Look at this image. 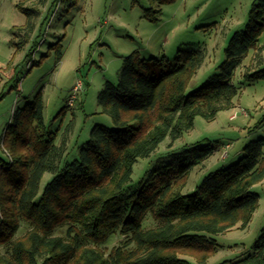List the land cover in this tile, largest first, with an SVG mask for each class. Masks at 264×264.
Masks as SVG:
<instances>
[{"label": "trees", "instance_id": "16d2710c", "mask_svg": "<svg viewBox=\"0 0 264 264\" xmlns=\"http://www.w3.org/2000/svg\"><path fill=\"white\" fill-rule=\"evenodd\" d=\"M17 7L27 17L28 44L39 12L23 3ZM263 31L264 0H257L245 32L230 39L219 73L189 94L208 57L205 45L179 49L173 62L129 55L118 83L108 81L98 95L114 128L96 125L72 162V129L57 144L59 132L47 130L40 95L16 110L3 139L6 159L0 158V264H205L218 250L215 236L238 225L246 229L259 206L252 189L264 181V139L247 144L238 162L206 174L191 192H184L190 174L218 151L211 145L171 152L140 186L131 181L138 160L167 138L172 145L197 117L211 122L235 107L241 92L235 72L251 50H259ZM31 55L26 59L32 63ZM244 77L264 79V70ZM46 173L54 177L40 194ZM24 224L28 229L18 236ZM64 226L66 236H55ZM117 235L118 244L108 250L106 243ZM223 264H264V229L252 254Z\"/></svg>", "mask_w": 264, "mask_h": 264}, {"label": "rangeland", "instance_id": "374dc122", "mask_svg": "<svg viewBox=\"0 0 264 264\" xmlns=\"http://www.w3.org/2000/svg\"><path fill=\"white\" fill-rule=\"evenodd\" d=\"M256 1L0 0V158L6 159L3 139L13 113L40 95L47 130L59 132L60 144L72 129L67 134L71 145L67 161L77 159L96 125L114 128L111 117L102 112L98 95L108 81L118 83L124 59L134 52L144 59L165 57L173 62L179 49L205 45L208 57L186 93L200 88L219 73L230 39L245 32ZM19 3L39 12L28 44L23 42L27 17L18 9ZM258 46L262 61L257 63L255 58L259 50H251L235 72L233 82L241 90L235 107L220 112L211 122L197 117L194 128L179 140L171 145L167 138L150 157L139 159L133 168L134 187L144 183L153 167L169 153H182L192 144L211 145L218 151L190 174L184 192H191L206 174L238 162L247 144L264 139V79L252 82L244 77L264 70V31ZM30 51L32 63L26 59ZM79 80L84 90L74 107H69L72 89ZM234 115L237 117L232 120ZM53 177V173L44 175L40 194ZM252 191L260 201L249 226L242 229L238 225L215 236L218 250L205 264L239 262L253 253L264 229V181ZM153 225L152 220L148 222L149 227ZM27 227L24 224L18 236ZM66 230V226L60 227L54 234L64 237ZM119 240V235L113 236L105 247L110 250Z\"/></svg>", "mask_w": 264, "mask_h": 264}, {"label": "built area", "instance_id": "2783aa9c", "mask_svg": "<svg viewBox=\"0 0 264 264\" xmlns=\"http://www.w3.org/2000/svg\"><path fill=\"white\" fill-rule=\"evenodd\" d=\"M84 83L83 81L79 80L77 81L76 85L74 86V88L72 89V94L68 100V105L69 107H73L74 103L77 101L79 93L82 92L84 90ZM245 115H247V112H244ZM237 116L234 115V117H232V120H234ZM229 147V146H228Z\"/></svg>", "mask_w": 264, "mask_h": 264}]
</instances>
